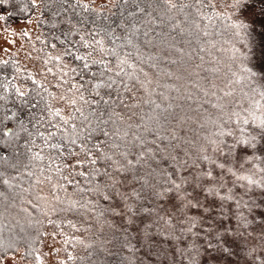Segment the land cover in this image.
<instances>
[{
  "label": "snow or ice",
  "instance_id": "1",
  "mask_svg": "<svg viewBox=\"0 0 264 264\" xmlns=\"http://www.w3.org/2000/svg\"><path fill=\"white\" fill-rule=\"evenodd\" d=\"M8 3L9 0H0V5ZM126 3L127 0H113L106 11L104 5L96 7L89 0H57L55 5L52 0H31L38 22L49 23L43 19L45 10L59 18L52 22L59 31L51 33V48L55 49L57 43L62 48L52 57L55 68L47 66L49 60L44 59L42 71L58 73L56 87L70 85L59 96L70 106V112L64 114L53 105L57 93L45 87L30 70L16 68L9 75L0 69V145L10 150L0 157L5 166L0 178L11 188L16 178L22 179V173H27L38 183L47 180L53 190L62 189L65 184L51 183L56 173L67 185H75V194L63 200L57 195L53 201L59 203L51 206L49 202L43 208L37 205L47 218L28 221L35 224L34 234L7 239L0 236V264H4L5 255L14 257L21 243L27 246L21 250L20 258L40 260L37 249L43 243L44 224L87 229L91 227L89 223L74 221L67 215L78 214L87 221L92 219V213L103 218L105 212L119 219L124 247L129 249L133 245L128 243V235L134 225H143L137 233L142 244L150 246L153 223L158 228L160 222L171 226L164 234L173 236L177 243L185 241L177 249L181 261L173 264H264V65L250 67V53L234 47L244 72L237 79L248 81L252 95L259 89L261 100L252 101L254 108L235 110L230 104L216 103L221 111L217 118L209 119L212 130L202 132L189 147L187 138L181 139L182 128L177 125L193 117L181 114L177 119L169 111L177 106L160 102L153 95L151 77L141 66L144 58L138 42L140 29H146L145 42L152 39L149 32L159 31L147 26L164 23L152 15L153 11L174 21L169 24L172 29L181 25L176 16L182 12L189 31L200 28L201 20L196 17L214 22V16L226 14L217 11L214 0L207 4L196 0L198 7L174 0L143 7L136 4L135 13H125ZM54 7L58 11H52ZM229 7L233 15L226 18L235 34L244 41L245 48L254 46V9L248 0H231ZM116 8L120 9L118 21L111 11ZM189 8H194L195 16H189ZM136 13L144 18L136 19ZM260 14L264 15V9ZM126 18H131L130 22ZM0 19H5L4 15ZM133 47L136 60L129 55ZM179 51L183 52V48ZM7 63L0 60V64ZM148 63L153 69L157 67L152 56ZM136 84L148 99L137 98ZM165 100L170 101V97L165 96ZM142 104L149 107L142 108ZM120 108L128 115L118 111ZM133 109L139 110L138 119ZM44 160L49 166L47 174L45 165L37 163ZM29 165L38 169V174ZM85 166H90L89 170L85 171ZM6 169L12 170L11 176ZM73 173L85 178L83 185L70 178ZM255 189L260 190L259 198L253 194ZM102 201L109 206L98 212ZM54 215L65 218L52 219ZM101 222L117 227L113 220ZM57 235L65 244L72 241L73 246L81 240L80 236L64 235L63 228L51 233L52 237ZM72 258V252H67V259ZM58 264L64 261L58 260Z\"/></svg>",
  "mask_w": 264,
  "mask_h": 264
},
{
  "label": "rangeland",
  "instance_id": "2",
  "mask_svg": "<svg viewBox=\"0 0 264 264\" xmlns=\"http://www.w3.org/2000/svg\"><path fill=\"white\" fill-rule=\"evenodd\" d=\"M89 1H93L96 5L107 6L113 0ZM214 2L217 11L225 13L227 16L233 15V9L229 7L231 0H214ZM4 5L7 6V4ZM252 8L255 11L252 28L254 46L245 48L244 41L235 34L233 27L232 35H228L225 39L221 37L217 41L215 39L206 40L204 52L191 56L193 49L189 46L183 49V52L180 51L175 54L170 61L172 65L168 89L170 91V85H175L183 97L182 108L177 109L179 106L176 107L179 117L181 114L193 117L191 120H185L182 125H177L178 128H182L179 133L181 139L187 138L190 144L193 140L199 138L202 132L212 130L209 119L217 118L221 111V109L215 107L216 103L230 104L231 108L235 110L238 108H254L255 105L252 104V101L254 99L261 100L259 89L255 90V95H252L253 89L250 88L248 81L237 79V77L243 76L244 72L240 67L239 53L234 51L235 47V49L249 52L250 57L247 62L250 67L256 65L259 68L264 65V51H262L264 49V16L260 14V10L253 6ZM0 15H4L1 8ZM36 19V10L34 15L26 20H18L8 24L5 19H0V58L6 59L11 55L15 56V61L25 69L30 70L38 80H42L45 87L49 88L50 91L57 93L53 98V105L60 107L66 113L70 106L66 101H61L59 96L64 94L65 89L70 85L65 84L63 88H58L56 87L58 73H45L42 71L46 66L43 63L44 59L49 60L47 66L55 67L51 63L50 55L41 54L36 47ZM259 31L262 32L256 38L255 35ZM25 32L28 35L23 38L22 34ZM167 79L169 80L168 77ZM236 101H240V103L236 104ZM261 103L264 104V100H261ZM179 117L177 116V119ZM167 143L168 141L165 142V144ZM253 194L259 198L260 190L255 189ZM108 206L107 202L102 201L97 211L104 212ZM77 215L74 216L76 220H78ZM91 216L92 219L82 221L89 223L91 227L86 229L88 234L82 243L75 245L79 256L83 255L87 249L86 247H90L91 251H94L97 255L96 264L102 262L108 264H173L174 261H181V255L177 249L181 248L185 241L181 240L180 243H177L173 236L164 234V232L171 229V226L160 222L158 228L157 224L153 223L150 229V239L153 244L150 246L147 242L142 244L137 233L138 227L143 225H134L128 235V243L133 245V248L129 249L124 247L125 239L118 218H114L108 212H105L103 218H97L95 213H92ZM101 219L113 220L117 227L113 228L107 223H102ZM174 224L177 228L179 227L175 219ZM52 232H48L39 247L40 260L31 257L22 259L20 258L22 249H17L14 257L4 256V264H58V260H63L64 264H84L81 258H77L76 261L68 260L67 252L69 251L64 252L63 256L64 249H62V245L64 243L59 235L52 237ZM132 233H137V235L133 236ZM175 234L178 235V231ZM52 248H56L58 251L52 252Z\"/></svg>",
  "mask_w": 264,
  "mask_h": 264
},
{
  "label": "trees",
  "instance_id": "3",
  "mask_svg": "<svg viewBox=\"0 0 264 264\" xmlns=\"http://www.w3.org/2000/svg\"><path fill=\"white\" fill-rule=\"evenodd\" d=\"M53 4L57 2V0H52ZM94 6L99 7L101 5L94 4L93 1H89ZM113 2V1H112ZM110 2V4L112 3ZM162 3V0H127L125 13L128 11L135 13V6L136 4H139L140 6H145L148 4H156V3ZM176 3H189L192 5H196V0H174ZM203 3L207 4L209 0H202ZM250 5L257 8L258 10L264 9V0H248ZM105 6V5H104ZM199 5H196L198 7ZM1 11H4V17L5 21L9 24L11 22H15L18 20H26L29 17L33 16L35 13L36 8L32 6L31 0H9V3L7 6L0 5ZM105 9L107 11V6H105ZM52 11H58L57 8H53ZM112 12L116 14V19L118 21L119 15H120V9H112ZM148 11V8L145 7V12ZM189 12V16H195V10L194 8L187 9ZM210 11V10H209ZM152 15L156 16L157 19L164 20L163 24L160 25H153L149 23L147 26L149 28H152L154 30L159 29V31L149 32V37L152 39L148 42H145L143 33L146 31L145 28H141V36L138 38V42L140 43V51L143 55L144 62L141 64L142 67L145 68V70L149 73V76L151 77V84L149 87L155 89V92L153 95L155 98L163 103L172 102L176 106H179L177 109H181L183 106V97L180 95V90L176 87H170V91L168 89V84L171 79V63L173 56L177 54L180 48L186 49L190 46V48L193 49V54L191 56H194L196 54H200L204 52L206 43L205 41L210 39H215L216 41L223 37L222 39H225L228 37V35H232L233 33V26L229 23V20L226 18L227 15L223 16H214L213 21L209 22L206 20H203L201 17H196L197 19L201 20V26L199 29L192 28L191 31H189L188 23L185 22L183 13H179L176 16V19L181 20V25L177 26L175 29H172L169 27V24L174 23V21L167 20L164 17H160L158 11H153ZM264 16V15H263ZM136 19H142L144 18L143 14L136 13L135 14ZM43 19L48 20V24L45 25L42 21L38 22V18L36 19V47L38 48V51L41 52V54H49L51 63L55 67L56 62L52 60V57L57 55L62 46L57 43V47L55 49L51 48V33L52 31H59V28H53V21L57 20L59 18L53 17L51 15L50 11L45 10L43 13ZM131 18H126V22H130ZM184 27L185 31L181 32L180 28ZM123 31V30H118ZM262 31H259L255 37L257 38L259 34ZM22 37L24 38L25 35L22 34ZM136 49L133 47L129 53L130 57L133 60H136L135 56ZM152 56V63H155L157 67L155 69L151 68L148 63V57ZM15 56H9L8 58H0V60H6L8 61L7 64H0V69L6 70L7 74H11L13 71H15L16 68L25 69L22 67L17 61H15ZM167 57V59H165ZM113 59L114 58H109ZM137 63H140L139 60H137ZM15 65V67L13 66ZM25 70H28L27 68ZM71 75L70 73L68 74ZM141 79H144L143 74L141 73ZM19 76L23 77L24 73H19ZM169 78V80L167 79ZM135 83V82H134ZM136 88L138 91L137 98L143 100L148 99L149 97L142 93L140 90V85L136 84ZM114 94V93H113ZM130 95V94H129ZM165 96L170 97L169 100H165ZM94 99H96L95 96H93ZM127 102V101H126ZM142 108H147L149 105H141ZM177 109H170L169 111L174 113L176 117H179V114L177 112ZM118 111L122 112L125 116L128 115V112L124 110L123 108L118 109ZM133 111L137 112V119L140 116V112L138 109H133ZM70 112V108L68 111L64 114H68ZM59 119V117H57ZM166 140L164 141V143ZM187 146H191L190 142H188ZM10 151L9 149H6L3 145H0V157H2L6 152ZM45 155H48V150L45 151ZM80 158H83L82 156ZM167 158H165L166 160ZM37 163H43L45 165V174H47L48 171V164L47 160L44 161H37ZM90 166H85L84 170H89ZM29 168L31 171L36 172L38 174V169L32 168L31 165H29ZM0 170H5V166L0 163ZM8 174L11 176L12 170L6 169ZM65 175L68 174V170H65ZM54 179L51 183H56L57 181L59 183L65 184V187L62 189H56L53 190L50 187V183L45 180L44 183H38L34 177H29L27 173H22V179L16 178L15 183L11 188L4 185L2 183V178H0V193H3V195H0V236L4 238L9 237H16V236H25L26 234H34L36 227L35 224H29L28 221H36L39 220L42 216L47 218L46 212H42L40 208H37V205H40L41 208L45 206V202H49V206L53 203H59L58 201H53V197L59 195L61 199H66L69 195L75 194V185L69 186L66 184L64 180H60L58 174L53 173ZM73 180H79L81 184H84L85 178L76 175L73 173L70 177ZM41 179H44L41 177ZM31 201V203H29ZM100 207V206H98ZM52 219H63L65 217H61L58 215H54L51 217ZM66 218L76 220L73 215L68 214ZM78 220L83 221L84 217L77 215L76 217ZM60 228H63L64 234L68 236H80L81 240L74 242L69 241L67 244L62 245L63 250V256L64 252L66 251H72L73 258L71 260H77V258L83 259L84 264H96L97 261V255L94 251H91L90 247H86L87 249L83 253L82 256L78 255V251L75 245H80L84 238H86L88 234V230L84 228H78V229H71L67 225H47L44 224L43 228L41 230V239L44 241L45 235L44 233H48L51 231H60ZM42 243L39 244V247ZM27 245L21 243L20 247L17 249H23ZM39 247L37 250H39ZM30 258V257H28ZM34 258V257H31ZM69 260V259H68ZM100 264H108L106 262H102Z\"/></svg>",
  "mask_w": 264,
  "mask_h": 264
}]
</instances>
